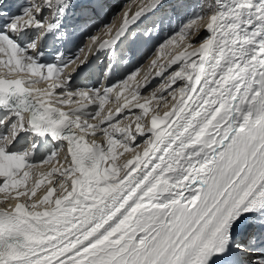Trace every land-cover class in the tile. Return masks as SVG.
<instances>
[{"label": "snow or ice", "instance_id": "obj_1", "mask_svg": "<svg viewBox=\"0 0 264 264\" xmlns=\"http://www.w3.org/2000/svg\"><path fill=\"white\" fill-rule=\"evenodd\" d=\"M111 7L0 0V264H264V0H215L118 79L186 4Z\"/></svg>", "mask_w": 264, "mask_h": 264}, {"label": "bare ground", "instance_id": "obj_2", "mask_svg": "<svg viewBox=\"0 0 264 264\" xmlns=\"http://www.w3.org/2000/svg\"><path fill=\"white\" fill-rule=\"evenodd\" d=\"M113 1H117V4L121 7L122 5L123 6H127L129 3H131L132 4V11L133 12H135L136 10H135V5L137 4V3H139V1L138 0H111V3L113 4L114 2ZM119 7V8H120ZM109 11H113V8L111 7V9L109 10ZM118 11V10H117ZM197 12H205L204 10L202 11V10H197L195 13H197ZM185 13V12H184ZM194 13V14H195ZM186 14V13H185ZM121 19H122V14H121V16H117L115 19H114V23H113V34H114V31H115V24H118V23H120L121 22ZM147 18H145L144 20H146ZM151 18H149V20H150ZM143 20V21H144ZM152 20V19H151ZM172 24V23H171ZM179 26H180V24H179ZM171 30H174L173 29V26L169 29V31H171ZM179 30V29H178ZM153 38L155 37V36H157V34H158V31H153ZM99 39L100 40H104V39H108V37L107 36H105V34H104V32H100L99 34ZM155 42V41H154ZM154 42H151V43H149L150 45H148V47L146 48V54L141 58V61L143 62V60L144 59H146L147 57H151V55H152V47H153V44H154ZM151 53V54H150ZM161 62H163V61H161ZM149 65H150V59H148L145 63H144V65H143V68H142V71H141V75H140V77L138 78L141 82H142V80H143V74L146 72V69L148 70V68H149ZM100 76V70H98L96 73H94V74H92V75H89V79L90 80H92V79H95V78H97V77H99ZM115 104H112V105H109L108 107H112V108H115ZM127 123H129V121L127 120H125L123 123H122V125L121 126H124V125H126ZM63 158V157H62ZM13 203H14V201H12ZM0 208H3V207H1L0 206Z\"/></svg>", "mask_w": 264, "mask_h": 264}, {"label": "rangeland", "instance_id": "obj_3", "mask_svg": "<svg viewBox=\"0 0 264 264\" xmlns=\"http://www.w3.org/2000/svg\"><path fill=\"white\" fill-rule=\"evenodd\" d=\"M129 1V0H128ZM139 1V0H138ZM184 1H188L189 3H186V5H187V7H186V9H185V13H187L188 12V9L189 8H194L192 5H195V10H194V12H192V16L194 15V13L197 11V10H204L205 12H208V11H210L209 10V8H208V6L209 5H215V0H184ZM114 3L112 4V8H113V10H115V11H117V10H119V5L117 4V1H113ZM137 5V4H136ZM136 5H135V10H136ZM184 13V14H185ZM186 15V14H185ZM151 20V19H150ZM180 27V26H179ZM175 31H178V29L177 30H175ZM151 54V53H150ZM149 69V68H148ZM148 70L146 69V72H147ZM153 74H154V72H153ZM127 121V120H126ZM62 157H63V153H61V159H62ZM7 203H9V201H7L6 200V194H4V193H0V206L1 207H5L6 206V204Z\"/></svg>", "mask_w": 264, "mask_h": 264}]
</instances>
